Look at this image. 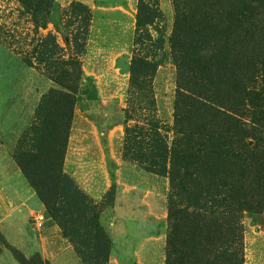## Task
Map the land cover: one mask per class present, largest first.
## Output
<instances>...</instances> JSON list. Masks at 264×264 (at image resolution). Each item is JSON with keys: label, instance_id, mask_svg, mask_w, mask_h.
Returning <instances> with one entry per match:
<instances>
[{"label": "rangeland", "instance_id": "obj_1", "mask_svg": "<svg viewBox=\"0 0 264 264\" xmlns=\"http://www.w3.org/2000/svg\"><path fill=\"white\" fill-rule=\"evenodd\" d=\"M248 9L264 19L263 0H0V171L45 213L26 250L0 233V264H264V59L235 111L253 160L231 159L225 125L220 147L185 158L175 117L192 96L176 22L190 12L212 34ZM213 58L198 62L219 104L229 68Z\"/></svg>", "mask_w": 264, "mask_h": 264}, {"label": "trees", "instance_id": "obj_2", "mask_svg": "<svg viewBox=\"0 0 264 264\" xmlns=\"http://www.w3.org/2000/svg\"><path fill=\"white\" fill-rule=\"evenodd\" d=\"M229 2H234V0H229ZM231 7L233 10L236 9V12L239 11L237 4L233 3ZM247 11L249 12L248 17L245 20H238L235 28L215 29L212 30V34L204 28L206 22L204 17L196 21V17L190 12V15H185L183 21L176 22L171 45L173 48H181L182 62L187 66L186 68L185 65L184 67L180 65L182 69L179 73V88L192 94L191 97L185 96L186 105H180V100L185 94H180L175 102L178 131L186 136L184 146L180 149L185 158H199L203 149L220 147L224 136L216 135V132L219 127L225 125L226 135L228 133L229 136L227 144L229 143L233 153L231 159L237 160L238 156L235 152L239 151L245 154L246 159H254L252 144L245 142L246 132L243 130L242 122L236 118L237 113L235 112L236 110L239 112L238 107L243 101V98H240L247 93V85L254 82L255 70L264 59V48L260 47L262 46L260 40L258 38L252 40L249 37V33L255 27V22H260L261 25L257 37L264 34V19L262 20L261 14L258 19L254 10L248 9ZM243 15L244 12L240 14V16ZM190 16L191 19H189ZM193 28L200 29L201 33L197 37L187 38V32ZM202 28L205 30L203 31ZM190 33L192 34L193 31ZM211 51L215 52V58L211 59V62L222 63L229 68V73L225 72L222 76L225 82L224 88L230 90L231 94H228L225 102H219V104H214L216 97L214 91L211 90V71L203 72L204 67L209 65L198 62ZM191 65H194L192 69L189 68ZM197 65H201L202 68H198ZM188 106L191 107V111L185 112ZM215 154L218 155V152ZM63 181L64 179L59 177L56 186ZM36 195L40 200L37 193ZM81 199L84 200V198Z\"/></svg>", "mask_w": 264, "mask_h": 264}, {"label": "crops", "instance_id": "obj_3", "mask_svg": "<svg viewBox=\"0 0 264 264\" xmlns=\"http://www.w3.org/2000/svg\"><path fill=\"white\" fill-rule=\"evenodd\" d=\"M3 169L0 171V178H3L0 181V201L2 204L4 202L6 204L9 201L10 205L8 206L12 207L3 215H0V233L3 234L7 241L9 234L15 235L12 245L18 249L26 250L29 245L34 244V241H38L37 238L34 240L32 235L33 224L31 221L34 220L37 210H43V205L26 180L23 182L20 178L14 177L13 174L6 171V166H3ZM16 171L18 169H15ZM11 219L12 221L10 222ZM65 249L68 250V248ZM56 258L54 255L52 258L47 257L45 259L52 261ZM52 264H55V262L52 261Z\"/></svg>", "mask_w": 264, "mask_h": 264}, {"label": "built area", "instance_id": "obj_4", "mask_svg": "<svg viewBox=\"0 0 264 264\" xmlns=\"http://www.w3.org/2000/svg\"><path fill=\"white\" fill-rule=\"evenodd\" d=\"M34 220L39 227L42 226L45 221V213L43 211L38 212L34 217Z\"/></svg>", "mask_w": 264, "mask_h": 264}]
</instances>
